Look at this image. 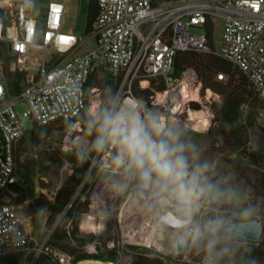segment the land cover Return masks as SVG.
<instances>
[{
    "label": "built area",
    "instance_id": "1",
    "mask_svg": "<svg viewBox=\"0 0 264 264\" xmlns=\"http://www.w3.org/2000/svg\"><path fill=\"white\" fill-rule=\"evenodd\" d=\"M42 1L35 0L34 9L26 13L22 0H0V41L9 43L22 67L30 70L27 84L15 95L0 78V255L22 251L32 239L31 223L16 203L17 154L27 131L23 120L30 119L39 127L63 126L67 134L75 125H85L81 117L99 90L90 83L94 71L103 69L111 75L121 100L141 98L149 111L170 124L181 79L191 72L196 81L192 70L182 78L174 75L176 53L210 51L208 24L213 23L215 29L221 20L222 42L215 53L244 72L264 101V0H98L99 14L87 41L64 29L68 0H50L47 10L43 4L37 7ZM90 40L94 45L80 52ZM34 50L41 51L40 57H31ZM28 61H37L39 68H28ZM217 77L228 79L225 73ZM137 83L154 94L137 96ZM19 105L25 108L21 111ZM105 152L111 155L113 150L109 147ZM95 167L91 165L75 196L83 194L82 202L101 215V232L107 226L104 215L108 209L116 215L122 244L182 254L176 248L178 232L168 219L178 214L177 206L155 189H141L135 182L114 195L105 177L90 181ZM53 231L54 227L47 232L46 245L38 249L36 258L47 252L54 264H71V255L49 245ZM145 231L153 232L151 242L143 241Z\"/></svg>",
    "mask_w": 264,
    "mask_h": 264
},
{
    "label": "rangeland",
    "instance_id": "2",
    "mask_svg": "<svg viewBox=\"0 0 264 264\" xmlns=\"http://www.w3.org/2000/svg\"><path fill=\"white\" fill-rule=\"evenodd\" d=\"M90 0H68L67 10L64 20V29L73 30L77 34L82 35L83 41H87L89 35L86 34V24H87V14H88V5ZM50 0H43L42 2L37 3V7L43 4V9L47 10L49 7ZM36 7V10L39 11V8ZM199 32V30H196ZM222 32H223V23L220 20L215 27L214 33V47L219 49L222 42ZM94 45V41L90 40V43H84L81 47L80 52L88 51ZM40 50H34L31 54L32 58L40 57ZM28 68L38 69V62L26 63ZM22 69V70H21ZM187 70H192L196 75V81L193 82L194 76L190 74L192 82L187 85V90L189 92V97L183 102L182 109L175 113L172 112L170 118V124L182 129L184 133V138L196 145L197 152L199 153L196 163H208L211 166L210 178L212 182L217 183L222 189L226 187H232L238 190L241 197V202L245 206H252L255 209L254 218L261 219L264 218V192L260 184L259 170L256 169L250 163V159L243 153L229 154L228 148L222 147L221 144L215 143L214 139L208 134V131L214 125L215 118V107L222 103L223 96L214 91L212 88L204 89V83L200 79L198 72L194 68H189ZM24 72L28 73L30 70L22 67V65L17 60V56L9 49V46L6 42L0 41V78L5 82L9 88L10 80L15 72ZM25 74V75H26ZM24 75V76H25ZM185 78V77H184ZM183 78V79H184ZM181 79V80H183ZM27 84L26 76L22 83V88ZM96 85L99 90L93 93L92 98L89 103V111L95 109L98 105L105 103L107 87L112 86L109 84L107 79H97ZM21 88V89H22ZM186 90V88H179L178 91ZM183 96V92H182ZM179 99V97H177ZM192 102L200 103V109L196 110L193 108ZM24 105H19L18 109L23 110ZM204 112L206 114H211L210 125L203 130H198L194 127V121L192 120V114L197 112ZM255 110H252L249 104H245L241 108L240 120L243 124L253 123L252 126H249L251 141L248 143L249 150H253L256 147V140L258 139L260 143H264V109H259L254 115L252 120H248L251 113ZM23 124L27 130H30L34 126V122L30 119H24ZM85 125H75L74 129L70 133L63 132H52L46 136L44 140V147L51 149H56L60 151H68L69 153L78 154L80 157L83 154H87L92 149V142L89 136V131ZM215 143V144H214ZM43 151V148H41ZM40 149L32 148L29 150V143H21L19 147L17 157L21 161L30 160L34 163L36 168V191L38 193H43L45 197L48 198L49 202L44 206L40 219L36 224L33 222V213L31 211L32 201L28 200L23 202L20 205V213L28 219L32 227V239L29 247L19 251L23 257L22 264H35L37 261V251L46 244L44 240L46 238L47 230L46 223L47 219L51 214L52 203L55 199L56 191L61 186L62 182L66 179L68 175L72 173V163L66 161L61 170V177L57 184L52 187H41L40 184V175H43L42 167L45 165V161L39 159ZM111 155H108V152L92 153V165L96 164L95 169L92 170L91 179L92 181L100 177H105L111 161ZM232 160H237L232 162ZM106 169V172L105 170ZM87 193L86 191H84ZM164 200L159 201L160 207L163 209ZM77 207L79 213V233L76 235V239H71V244L76 245L81 251L86 253L98 256H105L110 250L116 252L114 259L101 260L96 259L97 261L114 264H131L134 256L144 255L151 258L162 259L165 264H201L205 255L201 256L203 249H197L195 253H192L193 246L196 245V240L194 237H190L187 243L186 251L182 254L172 252H165L162 248H147L141 246H135L130 244H122V232L116 229V215L107 209V214L104 215V219L107 223L106 229L102 231V225L100 223L101 215L96 209L92 210L88 207L87 202L83 203L80 197L74 196L70 207ZM172 208V207H171ZM69 209H65V214ZM171 213V212H170ZM172 214V213H171ZM176 214V213H173ZM198 215L200 219H198ZM62 215L59 218V221L53 226L54 229L58 223L62 220ZM89 216L94 217V225ZM171 216V215H170ZM215 216H223L225 219L232 220L236 217V208L235 207H221V206H208L204 205L201 207L199 213L194 217V223H200L201 219H209ZM206 220V221H207ZM96 221V223H95ZM98 223V224H97ZM94 228V231L92 229ZM67 229L69 232L73 229L72 222H68ZM97 234L96 232L100 231L97 237H94L91 233ZM146 233L142 234L143 241L151 242L152 233L145 231ZM156 234V233H155ZM154 234V235H155ZM81 240V241H80ZM58 241V240H53ZM162 242H166L164 239H161ZM49 245L54 247L49 241ZM167 249L169 244L166 243ZM164 249L165 246H163ZM63 251V250H60ZM65 252V251H63ZM88 260V259H86Z\"/></svg>",
    "mask_w": 264,
    "mask_h": 264
},
{
    "label": "trees",
    "instance_id": "3",
    "mask_svg": "<svg viewBox=\"0 0 264 264\" xmlns=\"http://www.w3.org/2000/svg\"><path fill=\"white\" fill-rule=\"evenodd\" d=\"M99 14L98 0H90L88 5L87 24L85 32L87 35L92 34L93 24ZM209 32V47L210 51L196 52V51H179L175 57L174 75L177 78H182L187 69L194 68L204 83V89L212 88L214 91L223 96L221 104L215 107L214 125L208 131V134L214 139L215 143H219L224 148H228L229 154L243 153L249 157L251 165L259 170L260 184L264 192V143L256 140V148L249 150L248 143L251 141L249 126L254 124H243L240 120L241 108L245 104H249L252 110L248 120L253 119V115L259 110L264 109V101L253 87L249 77L242 72L233 63L225 60L215 53L214 47V25L208 24ZM100 70V71H99ZM218 73H225L228 76L226 81L218 80ZM26 73L15 72L9 84L10 94H17L21 91L22 83L25 79ZM25 75V76H24ZM105 78L112 86L115 93L118 89V83L112 79L111 75L103 69H98L92 76L91 85L97 87L96 80ZM165 87H160V90ZM135 92L139 97H149L154 94L150 88L141 89L139 84L135 85ZM193 108L199 110L200 103L192 102ZM89 105L81 119L86 122L88 118ZM64 127L46 126L39 127L34 125L32 129L27 130L22 138L21 143H29V150L32 148L40 149L39 159L45 161L42 167L43 175H40L41 187H52L57 184L61 177V170L66 161L72 163V173L66 177L59 189L56 191L55 199L52 203L51 214L47 219L46 227L50 230L59 218L62 220L55 227L52 236L51 244L56 249H60L72 256L71 264H77L83 259H114L116 252L110 250L105 256H98L81 251L76 245L71 244V239H76L79 233L78 218L79 213L71 205L70 209L65 213V209L71 204L72 199L76 195L78 188L83 183L89 174L92 165V153L95 152L93 143L92 149L89 153L83 154L81 157L78 154L69 153L68 151H60L44 147V140L49 133L63 132ZM88 130V129H87ZM89 131V130H88ZM93 141L94 137L89 133ZM214 143V144H215ZM43 148V151L41 150ZM237 160H232L236 162ZM17 172H18V190L19 197L16 199L17 204H22L25 201H32L31 211L33 213L34 224L40 219L44 206L49 202L48 198L43 193L36 191V168L32 161H21L17 157ZM83 194L79 197L82 198ZM94 225V217L89 216ZM198 219H200L198 215ZM264 220V218H261ZM203 224L205 219H201ZM72 222L73 229L69 232L67 229L68 222ZM93 231L94 228L92 227ZM91 233V231H90ZM91 233L94 237L101 234ZM58 240V241H53ZM81 241V240H80ZM232 251L230 254L220 261V264H263L264 263V239L254 241L245 238H232L228 241ZM197 249H203L201 245L196 242L193 246L192 253ZM205 255L204 250L201 256ZM23 257L20 252L0 255V264H22ZM35 264H54L53 258L47 253L43 252L37 259ZM131 264H165L162 259L151 258L144 255H136Z\"/></svg>",
    "mask_w": 264,
    "mask_h": 264
},
{
    "label": "clouds",
    "instance_id": "4",
    "mask_svg": "<svg viewBox=\"0 0 264 264\" xmlns=\"http://www.w3.org/2000/svg\"><path fill=\"white\" fill-rule=\"evenodd\" d=\"M21 7L31 12L35 0H22ZM105 92V103L90 111L86 126L96 152L113 150L105 180L114 195L135 182L170 199L179 210L168 218L178 232L176 246L188 243L185 236L194 237L203 247L205 264H220L232 251L230 239L264 232V223L254 219L252 206L242 204L238 190L222 189L210 178L211 166L196 163V145L184 138L182 129L149 111L141 98L121 100L111 87ZM204 205L235 207L236 217L215 216L203 224L194 223Z\"/></svg>",
    "mask_w": 264,
    "mask_h": 264
},
{
    "label": "bare ground",
    "instance_id": "5",
    "mask_svg": "<svg viewBox=\"0 0 264 264\" xmlns=\"http://www.w3.org/2000/svg\"><path fill=\"white\" fill-rule=\"evenodd\" d=\"M190 82H192V78L190 74H187L186 77L182 80V82L179 85V88L181 89L186 88V90H183V91L177 90V94L175 96L176 99H174L175 101L172 104V107L174 109L173 112L175 113L179 112L183 107V102L189 97L187 85ZM182 92H183V96H182ZM177 97H179V99ZM210 117H211V114L210 115L206 114L203 111L197 112L196 114H192V120H195L194 127L198 130L206 129L210 125ZM77 264H106V263L97 261L96 259H88V260L83 259L79 261ZM107 264H110V263H107Z\"/></svg>",
    "mask_w": 264,
    "mask_h": 264
},
{
    "label": "water",
    "instance_id": "6",
    "mask_svg": "<svg viewBox=\"0 0 264 264\" xmlns=\"http://www.w3.org/2000/svg\"><path fill=\"white\" fill-rule=\"evenodd\" d=\"M254 219L257 221V223H264V220H262V219H257V218H254ZM234 238H235V237H234ZM185 239H186V237H185ZM246 239H250V240H254V241H260V240H263V239H264V232H259V233H256V234H253V235H250V236H248V238H246ZM186 240H187V239H186ZM186 247H187V244H186L184 247H182V248H178V247L176 246L177 251L180 252V253H183V252L186 250ZM110 264H114V262L110 261Z\"/></svg>",
    "mask_w": 264,
    "mask_h": 264
},
{
    "label": "crops",
    "instance_id": "7",
    "mask_svg": "<svg viewBox=\"0 0 264 264\" xmlns=\"http://www.w3.org/2000/svg\"><path fill=\"white\" fill-rule=\"evenodd\" d=\"M7 44H8V46H9V49L11 50L9 43H7Z\"/></svg>",
    "mask_w": 264,
    "mask_h": 264
}]
</instances>
